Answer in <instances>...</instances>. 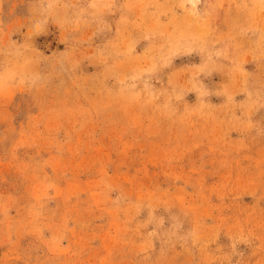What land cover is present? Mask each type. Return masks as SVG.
Listing matches in <instances>:
<instances>
[{"label":"rangeland","instance_id":"obj_1","mask_svg":"<svg viewBox=\"0 0 264 264\" xmlns=\"http://www.w3.org/2000/svg\"><path fill=\"white\" fill-rule=\"evenodd\" d=\"M0 264H264V0H0Z\"/></svg>","mask_w":264,"mask_h":264}]
</instances>
